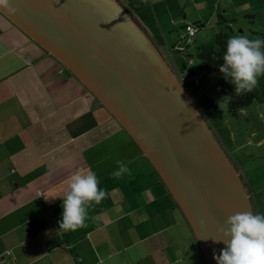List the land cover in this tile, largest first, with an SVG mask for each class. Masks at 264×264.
I'll return each mask as SVG.
<instances>
[{"label":"crops","instance_id":"0c3cea01","mask_svg":"<svg viewBox=\"0 0 264 264\" xmlns=\"http://www.w3.org/2000/svg\"><path fill=\"white\" fill-rule=\"evenodd\" d=\"M118 1L164 44L157 9L177 0ZM118 160L129 168L120 177ZM78 169L106 195L64 232L62 197ZM157 174L84 85L0 13V264H206ZM32 222L43 224L35 235Z\"/></svg>","mask_w":264,"mask_h":264},{"label":"water","instance_id":"95a60500","mask_svg":"<svg viewBox=\"0 0 264 264\" xmlns=\"http://www.w3.org/2000/svg\"><path fill=\"white\" fill-rule=\"evenodd\" d=\"M0 13L64 66L131 137L206 264L227 217L255 212L242 175L175 70L118 0H10Z\"/></svg>","mask_w":264,"mask_h":264},{"label":"rangeland","instance_id":"374dc122","mask_svg":"<svg viewBox=\"0 0 264 264\" xmlns=\"http://www.w3.org/2000/svg\"><path fill=\"white\" fill-rule=\"evenodd\" d=\"M175 3L170 5L169 10L162 7L157 9L167 40L162 45L156 41V47L172 68L175 63L185 74L187 84L192 82L191 73L199 64L197 46L212 42L219 32L223 31L229 36L246 34L250 39H264V0H177ZM151 14L155 15L154 12ZM222 19L231 22L226 23ZM186 25L199 30L193 38L181 41ZM176 44L182 49L189 45L182 53L176 49ZM217 77L213 74L203 78L204 87L200 91L193 89L192 97L199 99L210 89L209 82ZM211 128L241 173L247 189L252 192L246 181L248 179L259 195L261 188L264 189V104H253L240 111L235 118L225 114L221 121H211ZM254 171L259 176L261 174L263 183L259 182L256 178L258 174ZM252 201L255 212L264 214L261 196L256 198L255 194Z\"/></svg>","mask_w":264,"mask_h":264},{"label":"clouds","instance_id":"9594fccd","mask_svg":"<svg viewBox=\"0 0 264 264\" xmlns=\"http://www.w3.org/2000/svg\"><path fill=\"white\" fill-rule=\"evenodd\" d=\"M0 9L8 13L15 11L10 0H0ZM222 59L220 72L235 86V93L251 92L258 78L264 76V39H250L246 34L230 36ZM116 163L118 169L114 176L120 177L129 171L124 161ZM105 195L94 171L78 169L70 176L68 189L62 197L59 229L69 232L84 226L87 207L100 203ZM219 232L220 238L214 241H222L225 247L218 256L214 251L216 264H264V214L236 212L227 217Z\"/></svg>","mask_w":264,"mask_h":264},{"label":"trees","instance_id":"16d2710c","mask_svg":"<svg viewBox=\"0 0 264 264\" xmlns=\"http://www.w3.org/2000/svg\"><path fill=\"white\" fill-rule=\"evenodd\" d=\"M222 20L226 23L231 22L225 19ZM227 27L231 28L229 25ZM228 37H230L229 34L221 31L212 42L197 46L199 64H197L196 68L192 71L191 77L198 73L200 76V83L198 87H193L192 83L186 84L188 87L200 91V89L204 87V82H202L203 78H207L213 74L218 76L216 80L209 82L211 83V90L209 89L207 92L201 94L199 99H195L200 112L209 122L221 121L225 114L231 118H235L240 111L246 110L253 104H264V76L258 78V82L251 92L238 95L234 91L235 86L225 79L224 74L220 72V65L223 64L222 53L225 49ZM178 44L175 46L177 50ZM188 45L189 44L186 45V48H188ZM186 48H184V50H186ZM184 67H186L185 64ZM170 198L172 199L171 196ZM172 201L177 210H179L176 202L173 199ZM29 226L32 235H35L43 228V224L40 222H32Z\"/></svg>","mask_w":264,"mask_h":264},{"label":"built area","instance_id":"2783aa9c","mask_svg":"<svg viewBox=\"0 0 264 264\" xmlns=\"http://www.w3.org/2000/svg\"><path fill=\"white\" fill-rule=\"evenodd\" d=\"M199 28H196L194 26H187L185 28V35L184 36H181V41H184L186 39H191L193 38L197 32H198ZM178 50H180L182 53L185 51L184 48H180V46H178ZM174 65V70H175V73L177 75V78L181 81V84L182 85H186V80H185V74L181 72V70H179V68L175 65V63H173ZM200 76L198 75V73L196 75H194L192 78V84H193V87H198L199 86V83H200ZM7 254H9V252H6ZM3 258V254L0 255V260Z\"/></svg>","mask_w":264,"mask_h":264}]
</instances>
